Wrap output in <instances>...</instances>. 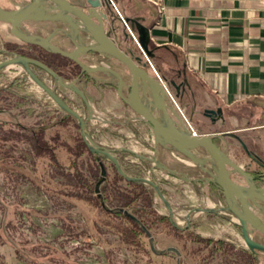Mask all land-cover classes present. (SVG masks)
<instances>
[{
    "label": "rangeland",
    "instance_id": "obj_1",
    "mask_svg": "<svg viewBox=\"0 0 264 264\" xmlns=\"http://www.w3.org/2000/svg\"><path fill=\"white\" fill-rule=\"evenodd\" d=\"M1 4L8 6L6 0H1ZM8 28V25L0 22V50L8 49L7 44L18 42ZM5 58V54L0 53V60ZM113 64L124 69L115 61ZM33 69L49 86L54 87V80L48 74L36 67ZM12 83L15 84L12 88L14 92L29 99L22 100L6 91L0 93V264H178L175 254H154L146 235H142L141 244L133 246L121 240L111 226H120L124 224L123 220L106 219V215H102L96 206L95 194L87 188L91 185L94 187L100 168L88 152L78 155L81 137L76 123L67 119L65 124L57 125L63 111L19 66L0 71V88ZM79 86L91 99L98 97L90 101L98 119L89 122L90 133L96 142L108 148L128 147L137 153L149 151L150 148L137 136L131 135L128 129L120 133V128L110 123V120H116L119 110L113 107L114 103L120 106L114 90L106 100L104 96L107 93L96 90L92 84L81 83ZM58 92L72 108L87 116L80 97L64 88H58ZM37 126L45 129L43 136L53 149L55 146L57 160L48 155L40 156L33 149L30 128L38 130ZM116 133L124 136L119 138ZM129 155L122 154L129 158L121 160L123 168L143 164L139 170L136 167L138 176L160 182L173 218L180 226L185 225L186 214L194 207H209V203L217 207L225 205L221 198L218 202L213 197L208 185H194L179 178L174 179L160 170L152 172L148 167L150 164L139 162L135 156ZM115 156L118 157L117 152ZM180 159L190 164L181 156ZM104 166L107 175L113 177L115 173L109 160H105ZM187 172L190 176L194 174L191 170ZM80 178L83 181L81 184ZM117 184L125 187L123 181ZM145 186L152 190L149 185ZM108 200L107 205L112 208L125 203V199L111 196ZM134 204L150 207L160 216L168 214L163 202L153 192L149 196H142ZM221 214L225 217L223 220L205 212L192 215L188 231L176 230L159 221L152 224L150 232L159 249L175 247L180 250L179 264H254L236 248L235 244L245 247L239 226L227 225L226 221L232 217L227 213ZM146 217L150 220L153 218L150 214ZM192 235L213 241L222 236L233 242L223 240L227 243L224 252L211 255L210 246L195 241ZM230 235L235 239H231ZM254 236L264 241V236Z\"/></svg>",
    "mask_w": 264,
    "mask_h": 264
},
{
    "label": "water",
    "instance_id": "obj_2",
    "mask_svg": "<svg viewBox=\"0 0 264 264\" xmlns=\"http://www.w3.org/2000/svg\"><path fill=\"white\" fill-rule=\"evenodd\" d=\"M13 4L15 7L9 9L0 4V22L9 25L8 31L15 39L26 44L37 45L45 51L57 52L68 57L80 67V74L85 73L93 81L116 87L119 98L138 115L140 121L151 129L155 148L161 146L172 151L178 158L181 156L188 160L190 162L189 166H197L205 174L202 177H191L184 172L169 168L158 159L155 150L153 154H144L137 153L128 147L108 148L99 144L89 131V122L97 117L94 115L92 105L85 92L77 84L79 76L71 80L64 79L54 69L40 60L15 51L1 49L0 53L5 54L6 58L0 60V71L8 67L19 66L28 78L40 87L65 115H69L74 119L83 142L88 151L94 155L100 168L94 191L101 206L111 212L122 213L135 219L148 237L150 249L154 254H175L177 263H180V250L175 247L159 249L151 232L134 215L124 208H110L106 204L100 192V186L106 179V168L102 159H107L125 180L149 185L167 209L171 226L178 230L189 229L191 216L196 213L205 212L221 216L223 212L230 215L232 217L230 219H233L234 223L240 227L246 248L258 260V253L264 254V241L257 240L254 235L264 236V187H257L254 183L257 176L251 175L248 171L256 172L250 170L254 169L255 165L263 170L264 161L253 152L248 151L245 145L242 144L243 148L246 149L248 161L244 165L237 164L228 156L226 149L214 142L213 139L217 136L216 134H191L175 109L169 104L163 84L146 70L145 64H140L134 60L130 54V48L123 50L111 37L112 33L117 32L118 28L115 26L114 20L109 18L111 9L105 0H84L83 7L71 4L68 0H32L23 4ZM103 6L108 8V11H104ZM44 20H59L66 25L73 34L74 48L62 50L51 42V35L36 34L29 31L25 25L26 21ZM107 21H110L108 29H106ZM124 21L131 30H135L138 48L144 57H148L150 55L148 48L149 28L143 25L138 18L125 17ZM81 33H84L85 36L82 37ZM122 33L124 36L130 37L125 26ZM75 39L80 42H76ZM88 52L121 63L127 72V82L118 70L105 63L87 65L82 62L80 57ZM33 66L48 74L55 81L54 87L49 86L44 79L40 78L34 71ZM96 73H101L103 76H96ZM167 85L174 88L176 96L183 94L185 91L183 84H177L174 79L167 80ZM123 87L128 88L127 93L123 92ZM58 88L68 89L80 97L86 108L87 116H82L76 109L72 108L58 92ZM204 114L215 120L217 116L222 117V110L221 108L204 109ZM116 152L128 153L141 162L151 163V170H160L186 182L211 183L222 191L225 205L214 208L207 206L194 207L188 210L185 225L180 226L173 218V211L160 188V182L151 180L148 177L133 176L127 173L117 156H115ZM233 172L243 176L246 185L234 180L231 177Z\"/></svg>",
    "mask_w": 264,
    "mask_h": 264
},
{
    "label": "crops",
    "instance_id": "obj_3",
    "mask_svg": "<svg viewBox=\"0 0 264 264\" xmlns=\"http://www.w3.org/2000/svg\"><path fill=\"white\" fill-rule=\"evenodd\" d=\"M68 1L79 7L84 6V0ZM105 1L111 9L109 18L114 20V24L118 28L111 37L123 50L133 46L132 57L134 60L145 64L146 70L154 76L146 57L139 51V48H136L135 45L138 46V44L131 35L126 37L122 33L125 26L122 19L109 2ZM112 1L123 19L125 17L138 18L143 25L149 28L150 55L147 58L166 85L167 80L170 79H174L177 84H183L185 91L178 96H176L174 88L167 86L184 109L196 133L198 135L216 134L215 138L219 142L217 144L226 149L228 154L234 156L240 165H244L248 161V156L241 155L238 143L245 145L248 151L253 152L264 161V1ZM102 9L108 11V8L104 6ZM109 27L110 21H107L106 29ZM131 31L136 37L135 30ZM113 65L111 66L115 67ZM121 73L127 77L125 68L121 70ZM92 85L96 90L107 93L106 97L104 96L106 100L112 95V85L105 83L97 87ZM83 91L89 101L98 99L97 96L91 99L88 93ZM113 93L117 101L120 102V106L118 103H114L113 107L119 110L115 116L116 120H110V123L120 128V133L128 129L131 135L142 140L150 148L149 151L142 150L144 154H153L155 150L160 161L163 157H168L187 165L172 151L161 146L155 148L149 126L140 121L138 115L129 107H123L124 104L117 97L116 92ZM216 108H221V118L217 116L215 120H212L204 114V109ZM59 117L64 118L65 114L63 113ZM48 129L46 128V130ZM116 135L120 136L119 138L124 136L119 133ZM117 153V158L120 160L128 159L127 156H122V154L128 153ZM141 166L137 165V169L139 170ZM148 167L151 170V165ZM184 173L190 176L189 172L185 171ZM194 176L202 177L205 174L198 172L191 175V177ZM170 177L177 179L171 175ZM190 183H197L194 185L201 186L208 185L213 195L218 199L217 201L219 202L220 198L223 200L222 191L215 185L202 182ZM223 203L225 204V202ZM214 216L221 220L225 218L223 215ZM226 222L227 225L235 224L233 219ZM230 238L235 239L232 235ZM218 239L233 242L222 236ZM235 245L244 255L251 257L254 264H264V254L258 253V260H256L246 246Z\"/></svg>",
    "mask_w": 264,
    "mask_h": 264
},
{
    "label": "trees",
    "instance_id": "obj_4",
    "mask_svg": "<svg viewBox=\"0 0 264 264\" xmlns=\"http://www.w3.org/2000/svg\"><path fill=\"white\" fill-rule=\"evenodd\" d=\"M11 46H12V44L6 45L7 48H11ZM12 50H16V49H12ZM40 60L42 62H44L46 65H48L49 67H51L52 69H54V54H51V53L44 54V55H42ZM77 69H78V66L75 64L74 66L70 67V71L72 72L71 75L70 74L64 75L61 72L59 74L64 79L68 80L76 74ZM14 85L15 84L12 83L9 86H7L6 88H0V93L6 91V92L10 93L12 96H16L22 100H28L29 99L28 96H24L23 94H17L16 92H14L12 90ZM67 119L73 120V118L71 116L66 115L64 118H60L58 123L60 125L65 124L68 121ZM18 126H20V125L18 124ZM76 126H77V124H76ZM21 127L23 128L24 126L21 125ZM37 128H38V130L36 128H30V132L32 133L31 144L33 146V149L36 150V152L38 154H40V156L48 155V156H52V158L54 160H57V156L55 155V153H56L55 152V146L53 149L49 140H46L45 137L43 136V130H45V129H43L42 126H37ZM37 131H39V132H37ZM80 137H81V134H80ZM78 147L81 148L78 155H82L83 153L88 152V154L91 156L92 160L96 163L97 167L99 166L98 162L94 158V155L88 151V149H87L85 143L83 142L82 138H81V143L78 144ZM105 160H107V159H102L103 164H104ZM110 164H111L115 174L113 177H109L107 175V171H106V179L100 186V192H101L106 204H107V202H109L108 199L110 196L114 197V198L125 199V203L119 204L118 206H120V208L126 209L132 215H134L149 231L151 230L152 224L157 223L159 221L165 222L170 227H173V226H171V224L168 220V216L157 215L154 210L150 209V207L140 206L138 204H134L136 201H139L142 196H147V195L149 196L152 192L154 193V190L146 189L145 188L146 186L143 184L125 180L122 176H120L118 174L114 165L111 162H110ZM124 170L129 174H132V175L134 174L135 176L139 175L138 170H135L131 166H124ZM75 173L77 175H79V173H77V171H75ZM95 179H96L95 181L97 182L98 178H95ZM118 181H123L125 183V187L122 188L121 186H119V184H117ZM82 182L83 181L80 178L79 183L81 184ZM82 185H84L85 187L87 186L86 184H82ZM87 188L89 189V191H91L95 194V191H94L95 185H94V187H93V185L87 186ZM95 196H96L95 201L97 202L96 206L100 210L102 215L103 214L106 215V217H105L106 219L107 218H111V219L112 218L113 219L120 218L121 220H123V223H124V224H122L123 226L122 225H120V226L112 225L111 226L115 229L114 230L115 233H117L121 236V240L125 244H129L131 246L136 245V244H141V237H142V235H146V234H145L144 230L140 227L139 223L135 219H132L131 217H128L122 213H114V212H111L110 210H106L104 207L101 206L99 198L97 197L96 194H95ZM148 200L151 201V197H149ZM110 208H112V207H110ZM113 208H119V207H113ZM149 214L153 216V218L151 220L146 217ZM106 222L109 225L112 224L111 222H108V221H106ZM174 229H176V228H174ZM176 230H178V229H176ZM186 230L188 231L189 229H186ZM192 237H193L192 239H194L195 241L203 242V244L205 246H210L209 254H211V255L215 254L217 252H224L225 246L227 245V243H225L223 240L213 241L211 239L200 238L197 235H194V236L192 235ZM250 259L252 260L251 257H250Z\"/></svg>",
    "mask_w": 264,
    "mask_h": 264
},
{
    "label": "flooded vegetation",
    "instance_id": "obj_5",
    "mask_svg": "<svg viewBox=\"0 0 264 264\" xmlns=\"http://www.w3.org/2000/svg\"><path fill=\"white\" fill-rule=\"evenodd\" d=\"M6 1L8 3V6L7 5L3 6L1 4V0H0V4L4 8H8L9 9V8H14L15 7V5L13 3L23 4L25 2H30L32 0H6ZM25 25H26V27L28 28L29 31L34 32L36 34H40L42 36L51 35V42L54 44V46H56V47H58V48H60L62 50H71L72 48H74V42H73V39H72L73 34L69 30V28L66 25L62 24L59 20H54V21H46V20H44V21H26ZM81 36L84 37L85 36L84 33H81ZM16 41H18V42H16L17 44H12L11 48H8L6 50L15 51V52H18V53H20L22 55H25V56H28L30 58H34V59H37V60H40L42 55L51 53V52L45 51L44 49H42L41 47H39L37 45L26 44V43H23V42H21V41H19L17 39H16ZM75 41L76 42H80L79 40H76V39H75ZM85 41H86V39H85ZM10 49H16V50H10ZM130 52H131L130 54L133 56V46L130 48ZM51 54H54V71H56L58 74L61 72L64 75L67 74V73H69V74L72 73L70 71V67L74 66L76 64L72 59H70L68 57H65V56H62L61 54H59L57 52H54V53H51ZM80 59H81L82 62H84L87 65L99 64V63H103V62H105V64H107L106 62H108V63H110L112 65L114 61L119 63L118 61H116L114 59L108 60V59H106V58H104L102 56H99V55H97L95 53H92V52L85 53L84 55H82L80 57ZM119 64H121V63H119ZM111 65H109V66L112 67ZM121 66L123 67L122 64H121ZM33 68H34V66H33ZM112 68L118 70L121 73V69L120 68H117L116 66L112 67ZM80 70L81 69L78 66V69L76 70V74L72 77V79H73V78H76V77L79 76V80L77 82L78 86L81 83H85V84L92 83L96 87L101 85V84H103L102 82H99V81H93L85 73L80 74ZM65 71H66V73H65ZM69 74H67V75H69ZM95 75L96 76H103L101 73H96ZM123 77H124L125 82H127V80H126L127 77L124 76V75H123ZM54 83H55V81H54ZM111 87H113V90L116 92V87H114V86H111ZM123 92L127 93L128 92V88L123 87ZM65 101H67V100H65ZM81 102H82V100H81ZM121 102L125 106H127L122 100H121ZM83 105H84V103H83ZM91 136H92V134H91ZM214 141L216 142V144L217 143L219 144L217 138H215ZM238 144H239L238 146H239V151H240L241 155L247 157L246 149H244L243 146L240 143H238ZM228 156L234 162L239 164L234 156H231V154H228ZM119 161L121 162L120 159H119ZM139 162H141V161H139ZM162 162L166 166H168L169 168H172V169L180 171V172H185V171L187 172L189 170H191L194 174H196L198 172H201L197 166H189V167H187V166H184L183 164H180L181 162L179 160H177L178 163L177 162L174 163V161L172 159L168 158V157H163L162 158ZM143 163L151 165V163H146V162H143ZM127 166H131L132 168H135V170H136V167H137V165L136 166L127 165ZM155 170H157V169L150 170V171L154 172ZM250 170L256 171V172L248 171L251 175L257 176V178L254 179V183L256 184V186L257 187H264V169L262 170L260 167H257L255 165L254 169H250ZM257 171H259V172H257ZM231 177L234 180H236L238 183L246 185L245 178L243 176H241L240 174H238L236 172H233V173H231ZM191 184H197V183H191ZM208 184H211V183H208ZM213 197L215 198L216 196L213 195ZM223 202H225L224 198H223ZM255 235H257V234H255Z\"/></svg>",
    "mask_w": 264,
    "mask_h": 264
},
{
    "label": "built area",
    "instance_id": "obj_6",
    "mask_svg": "<svg viewBox=\"0 0 264 264\" xmlns=\"http://www.w3.org/2000/svg\"><path fill=\"white\" fill-rule=\"evenodd\" d=\"M109 2V4L112 6V8L116 11L117 15L120 16V18L122 19L125 27L127 28L128 32L130 33L132 39L137 43L136 37L133 34V32L131 31V29L128 27V25L126 24V22L124 21V19L122 18L121 14L119 13V11L116 9L114 3L112 0H107ZM264 1V0H262ZM147 63L149 65V67L152 69L154 76L163 84L165 90H166V94H167V98L169 100V103L171 104V106L175 109V111L177 112L178 116L180 117V119L182 120V122L186 125V127L190 130L192 135H198L196 133V131L193 129L189 119L187 118L184 109L180 106V104L178 103L177 99L175 98V96L172 94V92L170 91V89L168 88V86L166 85V83L164 82V80L162 79V77L159 75V73L156 71V69L154 68L153 64L150 62V60L146 57ZM98 119V117L96 118ZM95 120V119H94ZM100 144V143H99ZM102 145V144H101ZM118 148V147H117ZM129 157H131L129 155ZM129 159V158H128ZM131 161V160H129Z\"/></svg>",
    "mask_w": 264,
    "mask_h": 264
},
{
    "label": "bare ground",
    "instance_id": "obj_7",
    "mask_svg": "<svg viewBox=\"0 0 264 264\" xmlns=\"http://www.w3.org/2000/svg\"><path fill=\"white\" fill-rule=\"evenodd\" d=\"M209 205H210L209 207H212V208L216 207V206H213V205L211 206V204H210V203H209Z\"/></svg>",
    "mask_w": 264,
    "mask_h": 264
}]
</instances>
